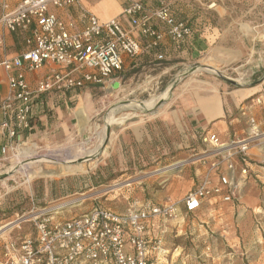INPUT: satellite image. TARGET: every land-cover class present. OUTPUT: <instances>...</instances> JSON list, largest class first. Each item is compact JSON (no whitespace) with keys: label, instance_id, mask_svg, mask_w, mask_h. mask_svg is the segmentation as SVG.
<instances>
[{"label":"built area","instance_id":"2783aa9c","mask_svg":"<svg viewBox=\"0 0 264 264\" xmlns=\"http://www.w3.org/2000/svg\"><path fill=\"white\" fill-rule=\"evenodd\" d=\"M120 1L125 4L123 13L129 18L130 28L119 18L104 21L84 8L70 21L50 10V6L62 9L80 4L81 0H19L13 8L7 0H1L2 26L12 32L32 33L26 40L31 47L1 62L9 73V89L0 100V136L17 139L15 144L2 147L3 154L8 149L18 153L24 132L32 127L33 103L41 94L65 93L88 83L103 84L123 68L125 55L134 59L158 48L166 35L176 48H181L194 34L188 23L175 18L165 0H158L159 6L150 14H145L144 0ZM153 20L163 24L165 30H160ZM0 43H4L3 36ZM164 57L162 53L158 55L160 60ZM47 63L57 68L32 85L25 71L36 72ZM13 68L19 71L13 74ZM204 141L211 148L197 161L206 170L199 184L183 198L186 212H196L210 199L239 201L241 184L237 173L248 178L251 147L264 152V129L251 116L244 136L222 141L211 134ZM179 208L176 201H136L125 211L96 205L63 220H54L55 212L46 209L33 211L10 222H17L14 229L31 221L34 230L4 241L0 264H163L170 255L165 236Z\"/></svg>","mask_w":264,"mask_h":264},{"label":"crops","instance_id":"0c3cea01","mask_svg":"<svg viewBox=\"0 0 264 264\" xmlns=\"http://www.w3.org/2000/svg\"><path fill=\"white\" fill-rule=\"evenodd\" d=\"M7 1L12 8L19 2ZM165 1L170 4L175 18L185 21L194 30L193 36L182 48H176L166 35L156 49L134 59L125 55L123 68L115 71L103 84L88 83L84 87L65 93L41 94L33 103L32 127L24 132L22 140L25 143H34L41 149L75 144L79 140H85L88 127L97 123L103 111L106 114L111 106L133 92L134 96L142 98L148 89H157L177 65L198 59L211 61L217 68L239 62L245 65L253 60L256 46L261 50L264 48V25L257 23L253 16L257 6H264V0ZM144 4L145 14H150L159 6L158 0H144ZM124 5L120 0H81L80 4L62 9L50 6V10L61 19L70 21L84 8L104 21L119 18L125 27L130 28L129 18L123 13ZM1 6L0 0V16ZM153 23L160 30H165L159 21L153 20ZM31 34V30L9 31L0 23V36L4 37V43H0V100L7 95L9 89V73L1 62L5 57L17 56L31 47L26 43ZM135 36L142 39L138 32H135ZM160 53L164 54V59H158ZM55 68L56 65L47 63L36 72L25 71V68L23 70L28 81L35 85L40 78ZM18 71L19 69L13 68L11 73ZM237 80L240 83L246 82L245 77ZM115 109L104 117L106 122L114 119L118 121L113 126L104 156L102 173L104 172V178L109 180L123 179L130 174L142 172L149 166L167 165L174 160H182L189 156L190 148L204 149L207 145L204 138L211 134H216L222 141L244 136L248 132L251 116H254L264 129V80L255 85L231 88L211 76L190 77L177 88L169 103L163 105L153 117H112ZM1 117L0 113V119ZM105 133L106 131L104 135ZM16 142L17 139L0 136L1 173L8 172L15 166L13 159H10L11 163L7 161L13 150L8 149V152L3 154L2 147ZM91 152L93 151H90L89 155ZM249 153L251 163L248 178L243 179L240 173H237L241 184L240 197L250 178L264 179L263 150L253 146ZM205 170L201 165L195 168L198 184ZM177 175L179 176L178 173ZM217 203L230 204L210 199L204 202L201 208L206 204ZM173 221L170 222L171 227ZM200 228L205 229V225H200ZM201 235H206V231L200 233ZM166 246L170 249L167 242ZM175 259H171L169 255L168 259L162 262L175 264ZM180 260L185 263V256Z\"/></svg>","mask_w":264,"mask_h":264},{"label":"rangeland","instance_id":"374dc122","mask_svg":"<svg viewBox=\"0 0 264 264\" xmlns=\"http://www.w3.org/2000/svg\"><path fill=\"white\" fill-rule=\"evenodd\" d=\"M253 16L257 23L264 25V6H257ZM256 50L259 52H253V60L245 65L239 62L217 68L214 63L204 59L179 64L166 75L157 89H148L142 98L134 96V92L126 95L124 100L111 106L106 114L109 115L116 108L112 117H153L155 112L169 103L177 88L190 77L211 76L231 88L260 83L264 80V48L261 50L256 46ZM211 68L220 71L223 76ZM241 77L246 78L245 83L238 82L237 79ZM227 78L234 79L237 83L233 84ZM106 114L103 111L97 123L88 127V139L84 137L85 140H79L75 144L41 149L34 143L21 142V147H31V153L22 154L19 149L18 153L13 151L7 161L11 163L13 159L15 166L8 172H0V229L24 214L29 215L33 211L39 213L83 196V202L55 212L54 220L82 214L96 205L125 211L136 201H176L179 202V213L172 227L169 224L165 236L171 249L170 257L176 258L175 264H264V179L250 178L235 204H206L196 212H186L183 198L198 185L195 168L201 164L197 159L211 148L210 144L204 141L207 145L202 150L190 148L189 156L182 158L187 160L185 166L170 176L168 173L157 174V170L168 167L177 160L167 165L149 166L146 170L123 179L109 180L104 178L102 171L110 139L104 149L102 144L107 122L114 126L118 121L114 119L106 122ZM90 151H93L90 155L95 157L77 164ZM96 158L99 163L93 165ZM76 165H82L85 169L62 171ZM119 183L124 185L114 188ZM200 225H205V229L201 230ZM33 230L31 221L21 223L20 227L5 232L2 237L0 235V246L10 238L23 237ZM205 231L206 235L200 236ZM183 255L185 263L180 260Z\"/></svg>","mask_w":264,"mask_h":264},{"label":"bare ground","instance_id":"6f19581e","mask_svg":"<svg viewBox=\"0 0 264 264\" xmlns=\"http://www.w3.org/2000/svg\"><path fill=\"white\" fill-rule=\"evenodd\" d=\"M22 145H20L18 147L20 153L22 154H26V153H31V147H21ZM99 163V160L96 158V160L94 161V164L93 165H96ZM187 163V160H179L173 164H171L170 166L168 165V167H165V168H161L160 170H157V174H165V173H168V176H170V174L178 171L179 169H181L183 166H185V164ZM84 170L85 167L82 166V165H76L74 166L73 168H65V169H62V171H66V172H72V171H76V170ZM125 184H128V182H126ZM122 185H124L123 183L121 184H115L114 185V188L115 187H121ZM129 185V184H128ZM85 200V196L83 197H80V198H76V199H73V200H70L68 202H65V203H62L60 205H57L55 207H52V208H49V209H46L45 211L46 212H49V211H52V212H58V211H61L62 209H65V208H69V207H72V206H75L81 202H83ZM17 222H14V223H10L4 227H2L0 229V235L2 236L5 232L7 231H11L14 227V224H16Z\"/></svg>","mask_w":264,"mask_h":264},{"label":"water","instance_id":"95a60500","mask_svg":"<svg viewBox=\"0 0 264 264\" xmlns=\"http://www.w3.org/2000/svg\"><path fill=\"white\" fill-rule=\"evenodd\" d=\"M211 69H212V71L216 72L218 75L223 76V75L220 73V71H217V70L214 69V68H211ZM227 80H228L229 82L233 83V84H236V83H237L236 80L231 79V78H227ZM112 128H113V126H112L110 123H108L107 126H106L105 139H104L103 144H102L103 149H104V147H106V145H107V143H108V141H109V139H110V135H111V132H112ZM85 138L88 139V134H86ZM94 157H95V156H93V155H86L84 158L79 159V160L77 161V164L82 163V162H84V161L91 160V159H93Z\"/></svg>","mask_w":264,"mask_h":264},{"label":"trees","instance_id":"16d2710c","mask_svg":"<svg viewBox=\"0 0 264 264\" xmlns=\"http://www.w3.org/2000/svg\"><path fill=\"white\" fill-rule=\"evenodd\" d=\"M171 42H172V41H171ZM172 43H173V42H172ZM174 46H175V45H174ZM183 46H184V45H183ZM183 46H182V47H183ZM182 47H181V48H182ZM155 49H156V48H155Z\"/></svg>","mask_w":264,"mask_h":264}]
</instances>
